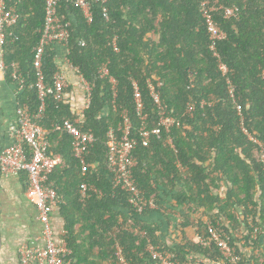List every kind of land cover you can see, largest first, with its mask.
<instances>
[{"label": "trees", "instance_id": "16d2710c", "mask_svg": "<svg viewBox=\"0 0 264 264\" xmlns=\"http://www.w3.org/2000/svg\"><path fill=\"white\" fill-rule=\"evenodd\" d=\"M74 1L60 0L58 15L69 31L68 61L92 85L82 125L95 138L86 173L63 132L66 121L76 120L75 110L49 96L39 121L49 132V155L61 158L50 181L63 201L59 208L67 232L64 240L74 264H117V246L131 264H150L149 246L175 254L182 263L194 255L204 264H245L242 250L251 248L254 264H264V0L92 1L90 23ZM205 3L217 8L213 18L226 39L211 42L203 18ZM10 5L20 19L5 33V76L12 81L13 67L21 72L28 85L18 103L37 113L41 103L34 53L45 26V3L11 0ZM226 9L237 16L224 19ZM213 44L220 60L214 57ZM219 61L229 69L226 77ZM105 67L108 75L102 76ZM57 71L55 54L48 48L42 65L46 86L53 85ZM227 79L235 87L234 97ZM136 87L146 119L136 112ZM151 87L160 96L159 105ZM190 104L196 106L192 118L186 116ZM162 111L176 120L168 132L159 126ZM125 114L133 138L140 140L144 127L150 133L160 129V137L151 135L149 147H136L134 175L141 193L156 202L162 216L171 212L162 205L163 196L172 197L171 209L184 211L180 238L173 246L163 242L158 223L146 220L152 211L139 214L128 195L114 188L108 134L120 136ZM82 184L96 190L85 201ZM210 223L222 229L238 262L225 260L209 234ZM189 229L203 243L189 237Z\"/></svg>", "mask_w": 264, "mask_h": 264}, {"label": "built area", "instance_id": "2783aa9c", "mask_svg": "<svg viewBox=\"0 0 264 264\" xmlns=\"http://www.w3.org/2000/svg\"><path fill=\"white\" fill-rule=\"evenodd\" d=\"M92 1H101L102 4H104L108 3L110 0L74 1L76 7L81 9L84 17L89 23L93 18L91 12ZM10 2L11 0H0V74L2 75H6L8 71L4 54L5 33L7 29L14 27L20 19L19 13L14 6L10 5ZM44 3L45 26L40 42L35 48L34 53V67L38 71L36 87L41 106L37 113H32L27 104L18 105L16 111L17 127L13 133L15 143L13 146L0 153V172L6 176H20L22 174L27 176L25 195L27 200L35 205L38 211L37 219L43 227V247L35 250L23 248L20 251L22 264H31V262L37 264H74L72 250L69 249L68 244L64 240V236L67 232L65 231V233H63V239H57L52 225V216L54 212L59 209L63 201L58 195L54 183L50 181V175L61 164V158L49 155V149L51 147L49 132L39 124L42 114L45 111L46 100L49 96H53L59 103L68 104L69 97L67 90L69 88V83L65 74L58 66V71L54 75L53 85L46 86L43 80L42 65L48 48L51 49L56 44L63 45L67 48L69 31L61 23L58 15L60 0H44ZM203 6V18L211 42L216 43L226 39V33L217 25L213 18V13L217 8L207 7V3ZM107 10L108 9L105 7V18H107ZM220 10H223V8H220ZM236 16V11L233 9H226L223 11V17L226 20ZM81 45L83 46L84 43L81 42ZM114 49L116 51L118 50L116 44H114ZM211 50L214 51L215 57L220 60V56L216 53L214 44L211 46ZM66 66L67 69L74 70L79 75L87 95L84 108L77 114L76 120L73 122L66 121L63 126V132L72 140L73 153L76 159L80 161L82 172L86 173L89 168L86 157L95 142V138L91 131H83L82 125L85 123L84 111L90 105L92 85L69 63L68 58L66 59ZM218 68L223 77L228 75L229 69L225 64L219 61ZM101 75H108L107 67L101 70ZM11 80L17 86L18 95L24 92L28 85L21 72L15 67H13L11 72ZM111 82L115 84L113 80H111ZM227 84L229 86L228 90L230 96L234 97L235 87L229 80ZM30 88H33V86L31 85ZM151 90L154 102L159 105V94L155 92L153 87H151ZM135 99L137 115L141 119H146L147 116H144L142 113L144 106L137 87ZM194 110L195 106L190 104L187 114L192 116ZM239 115H241L240 109ZM124 120V126L119 130L120 136L115 134L114 131H110L108 134V168L113 175L114 188L125 192L128 195V203L136 212L143 214L157 209V205L154 200L146 199L138 187L134 175V169L138 165V160L134 155V151L139 144L143 147H149L151 135L160 137V129L157 128L150 133L146 131L144 127L140 131L141 138L138 140L131 136L132 124L127 114L124 115ZM175 124L176 120L168 112L162 111L159 126L168 132ZM56 129L60 130V127ZM244 133L249 136L251 141L261 145V143L253 139L246 130H244ZM90 191L96 192L94 188L87 186V184L81 185L80 196L82 201L89 198ZM208 230L212 240L219 247L225 260L229 263L238 262L240 257L236 254L235 249L229 245L228 239L223 238L222 229L210 223L208 225ZM258 233L259 231L256 230L254 236L256 237ZM197 240L203 243L201 237H197ZM148 251L152 256L150 264H204V259L197 258L194 255H190L189 260L182 263L178 260L177 256L171 252H161L153 246H149ZM116 258L117 264H131L125 258L123 250L120 247H117Z\"/></svg>", "mask_w": 264, "mask_h": 264}, {"label": "crops", "instance_id": "0c3cea01", "mask_svg": "<svg viewBox=\"0 0 264 264\" xmlns=\"http://www.w3.org/2000/svg\"><path fill=\"white\" fill-rule=\"evenodd\" d=\"M55 54L57 66L65 74L69 88L68 105L72 107L76 114H79L87 101V95L79 75L71 69H67V48L56 44L51 48ZM17 86L9 81L5 75L0 74V153L14 145V130L17 127V108H18ZM27 186V176H6L0 172V264H22L20 251L23 248L35 250L43 247V227L38 221V211L34 204L26 198L25 191ZM180 188V187H179ZM223 192L227 185L223 184ZM63 203V202H62ZM172 197L163 196L162 205L171 210L162 216L157 209L152 210L147 215L146 220L151 223H158L162 227L163 242L168 245H174L180 238L178 226L181 222L183 210L176 211L172 208ZM198 218L206 220V217L197 215ZM52 225L54 227L57 239H63L64 219L60 208L52 216ZM77 226V231L79 230ZM189 237L197 242L194 235V229L187 231ZM119 247V246H117ZM242 256L245 258V264H254L251 260L254 252L247 249L242 250ZM31 264H37L31 262ZM214 264V263H209Z\"/></svg>", "mask_w": 264, "mask_h": 264}, {"label": "clouds", "instance_id": "9594fccd", "mask_svg": "<svg viewBox=\"0 0 264 264\" xmlns=\"http://www.w3.org/2000/svg\"><path fill=\"white\" fill-rule=\"evenodd\" d=\"M213 53H214V51H213ZM216 53H217V50H216ZM218 54V53H217ZM219 55V54H218ZM220 56V55H219ZM214 57H215V55H214ZM216 58V57H215ZM217 59V58H216ZM218 60V59H217ZM224 64V63H223ZM221 72V71H220ZM190 78H191V81L193 80V74L192 73H190ZM228 80L229 79H227V82H228ZM157 93V92H156ZM160 97V96H159ZM205 104H207V103H205V102H203L201 105L203 106V105H205ZM19 105V104H18ZM195 106V105H194ZM195 108H196V106H195ZM195 111V110H194ZM194 111H193V113H192V116H189L188 114H187V111H186V116H188V117H190V118H192L193 117V114H194ZM241 116V115H240ZM242 117V116H241ZM241 122L243 123V119H241ZM242 130H243V132H244V130H246L245 128H242ZM247 135V134H246ZM250 135V134H249ZM248 136V135H247ZM251 136V135H250ZM249 137V136H248ZM254 139V138H253ZM259 142V141H258ZM255 143V142H254Z\"/></svg>", "mask_w": 264, "mask_h": 264}]
</instances>
